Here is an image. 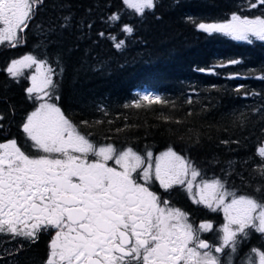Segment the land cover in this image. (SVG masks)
Returning <instances> with one entry per match:
<instances>
[{
  "label": "snow or ice",
  "instance_id": "1",
  "mask_svg": "<svg viewBox=\"0 0 264 264\" xmlns=\"http://www.w3.org/2000/svg\"><path fill=\"white\" fill-rule=\"evenodd\" d=\"M43 2L0 0V46L15 48L23 42L21 34L29 29ZM157 2L122 0L126 9L140 18L145 17L146 11L154 12ZM261 5L264 0H247L249 9ZM120 19L119 13L108 17L109 22ZM187 19L210 36L220 34L248 44L264 42V15L249 17L232 13L226 21L214 22ZM64 20L70 21L71 17L65 16ZM36 28L45 43H53L49 39L53 28L45 29L42 25ZM121 31L131 36L134 28L123 25ZM108 38L117 50L125 45L123 39L117 40L112 35ZM54 64L47 57L26 54L12 60L5 69L19 83L24 70L34 68L27 77L30 86L25 92L35 108L21 125L24 146L15 138L0 142V236L20 238L32 244L42 232L51 231L45 264H232L249 230L264 235V142L256 153L262 163L252 170L259 182L253 187L247 178L236 173L242 184L252 188L251 193L230 188L225 179L203 178L201 170L172 147L154 158L151 150L141 155L132 146L118 149L112 143L100 144L92 139V131L81 129H93L113 121L93 119L74 123L65 115L59 106L65 68L60 57ZM92 70L103 71V66ZM198 71L215 74L214 69ZM258 78L264 80V76ZM243 87L238 86L236 91ZM135 95L136 99L124 104V108L159 105L170 112L178 108L175 101L158 93L145 91ZM185 102L194 103L191 96ZM95 111L104 117L109 115L104 104H97ZM186 115L191 116L192 112ZM160 117L167 124L183 123L163 111ZM246 118L245 113L236 117L240 127ZM261 118L264 119V112ZM4 119L0 114V121ZM3 127L0 123V128ZM132 127L135 125L125 124L115 131ZM186 135L192 143L199 144L193 129L188 128ZM233 172L229 166L225 174L230 176ZM155 184L165 193L178 187L194 204L213 212L222 211L226 223L219 228L216 242L201 238L202 233L214 230L211 222L194 227L188 213L153 190ZM23 248L21 243L6 251L18 255ZM251 252L255 259L248 258L247 264H264V250L253 248Z\"/></svg>",
  "mask_w": 264,
  "mask_h": 264
},
{
  "label": "trees",
  "instance_id": "2",
  "mask_svg": "<svg viewBox=\"0 0 264 264\" xmlns=\"http://www.w3.org/2000/svg\"><path fill=\"white\" fill-rule=\"evenodd\" d=\"M113 13L121 15L119 22L108 21ZM232 13L249 17L264 15V5L249 9L247 0H158L155 11H146L145 17L140 18L126 9L122 0H44L29 29L21 34L23 42L15 48L0 46V114L5 117L0 121L4 125L0 128V142L15 138L24 146L21 125L35 108L25 92L30 86L27 78L30 71H24L17 83L5 71L9 63L33 54L47 57L55 66V60L60 57L65 72L59 89V106L65 115L74 123L93 119L113 121L97 128L81 129L92 131L94 141L112 143L118 149L132 146L140 154L147 150L158 154L172 147L189 158L201 170L203 178L225 179L230 188L251 193L252 188L242 184L236 173L247 178L253 187L259 182L252 170L262 163L256 153L264 142L261 118L264 80L258 78L264 76V42L248 44L220 34L210 36L187 19L226 21ZM65 16L71 20L65 21ZM64 24L67 27H62ZM36 25L54 29L49 37L53 43H45ZM123 25L134 28L131 36L121 31ZM101 32L105 35H99ZM110 35L125 41L121 50L114 47ZM97 66H103V71L92 70ZM198 69H214L215 74ZM241 85L244 87L237 92ZM145 91L175 101L177 110L170 112L159 105L140 109L123 107L136 99L137 92ZM189 96L194 101L191 105L185 102ZM97 104L107 106V117L95 111ZM161 111L183 123H164ZM189 111L191 116L186 115ZM240 113L247 117L243 127L236 121ZM125 124L135 127L115 131ZM188 128L194 130L199 144L188 139ZM237 140L239 144L231 143ZM229 166L234 169L230 176L225 174ZM162 195L188 213L193 226L202 221L211 222L214 229L222 225L220 210L213 212L194 204L180 188ZM210 234L204 232L203 236ZM21 243L5 245L15 249ZM23 244L18 255H7L6 264H45L48 239ZM253 248L264 250V235L249 230L232 264H246L250 257L255 259Z\"/></svg>",
  "mask_w": 264,
  "mask_h": 264
},
{
  "label": "rangeland",
  "instance_id": "3",
  "mask_svg": "<svg viewBox=\"0 0 264 264\" xmlns=\"http://www.w3.org/2000/svg\"><path fill=\"white\" fill-rule=\"evenodd\" d=\"M26 70H29L30 72L28 73V74H31L33 71H34V68L33 69H25L24 71H26ZM30 114V113H29ZM167 150V149H166ZM166 150H164V151H166ZM164 151H162V152H164ZM162 152H160V153H162ZM160 153H158V154H153V156H154V158L156 157V156H158ZM141 155H143V154H141ZM199 181V180H198ZM193 191L195 192V188L193 189ZM185 194H186V196L189 198V196L187 195V193L185 192ZM190 199V198H189ZM191 200V199H190ZM221 212V214H222V220H223V222H222V225H220V226H217L212 232H211V235L212 236H210V237H212V239L213 240H211L212 242L214 241V243L216 242L215 241V237H216V235H217V232H218V230H219V228H221L225 223H226V221H225V218H224V214H223V212L222 211H220ZM202 222H205V221H202ZM201 223V222H200ZM200 223H198L197 225H194V227H196V226H198ZM214 227V226H213ZM210 233V232H209ZM201 236H203V233L201 234ZM6 249H10V248H7L6 247V245H5V242H0V264H6L5 262H6V260H7V255L9 256V252L8 251H6ZM246 264H247V262H245Z\"/></svg>",
  "mask_w": 264,
  "mask_h": 264
},
{
  "label": "flooded vegetation",
  "instance_id": "4",
  "mask_svg": "<svg viewBox=\"0 0 264 264\" xmlns=\"http://www.w3.org/2000/svg\"><path fill=\"white\" fill-rule=\"evenodd\" d=\"M109 163L111 164V162H109ZM153 190L156 191V192H158V193H160L161 196H162V198H164L163 195H162L163 190L159 188L158 184H155L153 186ZM210 236H212V235L210 234ZM210 236H208L206 238L204 236H201V238L202 239H207V240H209V242H212L211 240H213V239ZM51 238H52V232L51 231H49V232H42L40 234L39 239H38L37 242H44L45 239H48V242H50ZM0 242H5V244H7L8 242H23L24 243V242H27V241L21 240L20 238H17L15 240H12L10 237H2V236H0Z\"/></svg>",
  "mask_w": 264,
  "mask_h": 264
}]
</instances>
